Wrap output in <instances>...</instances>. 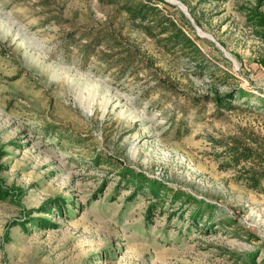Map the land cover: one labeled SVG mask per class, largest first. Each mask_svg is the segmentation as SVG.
<instances>
[{
	"label": "rangeland",
	"instance_id": "1",
	"mask_svg": "<svg viewBox=\"0 0 264 264\" xmlns=\"http://www.w3.org/2000/svg\"><path fill=\"white\" fill-rule=\"evenodd\" d=\"M144 1L190 22L204 72L99 0H0V195L21 192L0 199V264H264V180L237 181L225 152L264 155V1ZM105 28L131 51L121 69ZM127 173L165 185L163 207Z\"/></svg>",
	"mask_w": 264,
	"mask_h": 264
},
{
	"label": "trees",
	"instance_id": "2",
	"mask_svg": "<svg viewBox=\"0 0 264 264\" xmlns=\"http://www.w3.org/2000/svg\"><path fill=\"white\" fill-rule=\"evenodd\" d=\"M157 1L158 4H165L164 0ZM263 1L258 0L259 6H262ZM99 2L112 6L117 12L124 14L126 21L132 29L153 40L156 46L164 53L182 55L193 66L195 71L202 73L207 69L208 62L206 56L196 43V41L202 39L196 35L192 38L188 34L187 29H192V26L184 15L175 12L170 13L164 8H161L160 5L144 0H99ZM250 18H253V22L259 29L257 33L260 34L264 41V14L253 11ZM94 33V38L98 39L99 43L104 44L107 50L110 51L109 56L106 55L105 59L107 62H114L109 67L120 69L121 67H125L124 65L126 63L124 61H126V58H121V56L130 58L132 54L129 50H119L121 47L123 48V44L119 40L120 36L107 28L96 30ZM123 71H125L124 68ZM220 74L229 77V74L226 72L221 71ZM236 94L239 96L245 95L241 89L236 90ZM214 100L216 103H221L222 100L224 101L222 98L220 100V96H217ZM225 152L228 158V167L238 170L236 180L240 181L249 189L261 191V183L264 180V155L253 147L242 144L234 138H231L229 143L226 144ZM127 174L130 178L126 180V185L132 188L133 193L135 194L136 191H139L142 195L149 197L150 209L148 213L151 210L163 207V204L166 202L165 199L168 196L165 185L156 181H148L137 173ZM122 177L126 179L127 176L122 175ZM1 193L3 194L0 195V199L3 200H13L14 196L18 195L20 197L21 195V192L18 194V192L8 193L2 191ZM171 195L170 203L173 205L176 202H180L181 204L190 202V198L183 193H174ZM55 206L59 213H62V204ZM209 208H211L209 205L203 202H197V208L190 214L189 220L192 222L194 220H201L202 214H200V210H209ZM42 210L50 211L52 215L55 213V211L50 210V207L43 206ZM146 219H149V215L146 216ZM40 225H44L43 227H54L49 222L39 223L38 226L40 227Z\"/></svg>",
	"mask_w": 264,
	"mask_h": 264
},
{
	"label": "water",
	"instance_id": "3",
	"mask_svg": "<svg viewBox=\"0 0 264 264\" xmlns=\"http://www.w3.org/2000/svg\"><path fill=\"white\" fill-rule=\"evenodd\" d=\"M201 37H204V36H201Z\"/></svg>",
	"mask_w": 264,
	"mask_h": 264
}]
</instances>
